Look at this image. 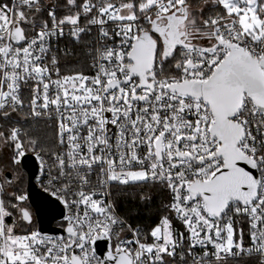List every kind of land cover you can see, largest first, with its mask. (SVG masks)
<instances>
[{"label": "snow or ice", "instance_id": "obj_1", "mask_svg": "<svg viewBox=\"0 0 264 264\" xmlns=\"http://www.w3.org/2000/svg\"><path fill=\"white\" fill-rule=\"evenodd\" d=\"M66 28L96 29L91 74L61 72ZM25 108L0 124V264H264V0H0V118ZM42 116L54 147L21 126ZM26 154L58 231L32 227ZM137 183L168 195L147 231L110 198Z\"/></svg>", "mask_w": 264, "mask_h": 264}, {"label": "trees", "instance_id": "obj_2", "mask_svg": "<svg viewBox=\"0 0 264 264\" xmlns=\"http://www.w3.org/2000/svg\"><path fill=\"white\" fill-rule=\"evenodd\" d=\"M51 2L61 6L64 4V0H51ZM202 2L203 0H193L194 5H200ZM209 8L210 5L205 8V11L207 12ZM57 14H63L62 8L58 7ZM84 40L81 39L79 42L71 39L60 41L55 52L60 58L62 73H67L71 70H83L85 73L90 71V56L87 54L89 47L88 43ZM65 50H68L71 54L64 55ZM21 126L31 136L37 137L42 144L48 147L56 145L57 132L53 124L44 120L27 118L26 121L21 122ZM20 173L25 179V173L22 170ZM141 194L150 196V200L140 201L139 196ZM113 200L120 214L131 225L135 227L140 226L142 230L147 231L158 222V217L164 214L162 205L167 203L168 195L159 186L147 183L130 184L128 186L114 185ZM174 224L178 228L179 224L177 221ZM21 227H24V225H21ZM258 259V257H249L243 258V260H228L226 264H258Z\"/></svg>", "mask_w": 264, "mask_h": 264}, {"label": "water", "instance_id": "obj_3", "mask_svg": "<svg viewBox=\"0 0 264 264\" xmlns=\"http://www.w3.org/2000/svg\"><path fill=\"white\" fill-rule=\"evenodd\" d=\"M21 170L26 176V190L29 193V202L34 210L33 219L37 222V227L41 231L52 233L58 231V225L55 222L61 220V213L66 210L55 200V198L45 193L39 187L35 176L39 172V162L33 154H26L21 161ZM109 242L100 240L97 242L98 252L104 251Z\"/></svg>", "mask_w": 264, "mask_h": 264}, {"label": "built area", "instance_id": "obj_4", "mask_svg": "<svg viewBox=\"0 0 264 264\" xmlns=\"http://www.w3.org/2000/svg\"><path fill=\"white\" fill-rule=\"evenodd\" d=\"M67 32H68V29L66 28L65 29V36L64 37H62V38H60L58 41H56L55 42V46H54V49H53V53L52 54H55L56 55V52H55V50H56V48L59 46V43H60V41H62V40H69V39H71V40H73L68 34H67ZM28 34L29 35H32V32L30 31V30H28ZM81 39H85L84 41H86L87 43H88V47H89V49L91 48V47H94L95 46V41H96V29H93L92 30V33H91V35H84V36H82V38ZM90 63H91V57H90ZM86 74H91V70L90 71H88V72H86ZM21 95H22V97L24 98V100H25V104H27V102H28V100L30 99V96H31V93L29 92V91H27V90H24V91H22V93H21ZM28 112V109L27 108H25L19 115H17L16 113H13L12 114V117H11V119L10 120H4V119H2V118H0V124H2V125H12V124H16L20 119H21V117L22 116H24V114L25 113H27ZM30 118H32V119H37V120H44V121H47V122H49L50 124H53V126H55V129H56V132H57V123H56V119H55V117H53L52 119H48V118H46V117H30ZM8 121V122H7ZM3 156H4V154L2 153V151H0V165H3L4 164V159H3ZM39 162V161H38ZM39 166H40V162H39ZM40 174V172H38V175ZM37 183H39L38 181H37ZM39 185V187L40 188H42L41 187V185H40V183L38 184ZM114 185H118V184H113V186H112V191H111V199L113 200V187H114ZM114 201V200H113ZM117 211H118V209H117ZM119 212V211H118ZM119 214H120V212H119ZM121 215V214H120ZM122 216V215H121ZM129 223V222H128ZM177 223L179 224V226H178V230H180V231H183L184 229L181 227V225H180V223L177 221ZM130 224V223H129ZM55 225H58L59 226V221L57 222H55ZM133 226V225H132ZM33 228H38L37 227V224L33 227ZM133 228H135V226H133ZM245 240H246V242H247V236L245 237ZM249 257H256L257 258V256H247V255H241L240 257H238V258H228L227 260H226V262L229 260V261H231V260H236V259H242L243 260V258H249Z\"/></svg>", "mask_w": 264, "mask_h": 264}, {"label": "rangeland", "instance_id": "obj_5", "mask_svg": "<svg viewBox=\"0 0 264 264\" xmlns=\"http://www.w3.org/2000/svg\"><path fill=\"white\" fill-rule=\"evenodd\" d=\"M201 4H203V2H202ZM201 4H200V5H201ZM194 6H199V5H194ZM206 7H207V6H205V8H206ZM2 153L4 154V156H3L4 164H7V163H8V155H9V152H8L7 149H5V150L2 151ZM18 171H19V172L21 171V167H19ZM24 180H25V181H24ZM25 184H26V177H25V179L23 178V184L21 185V187H23L24 189L26 188V187H25ZM30 206H31V205H30ZM31 211H32L33 216H34V210H33L32 206H31ZM36 224H37L36 220L33 219V223H32L33 227H34Z\"/></svg>", "mask_w": 264, "mask_h": 264}]
</instances>
